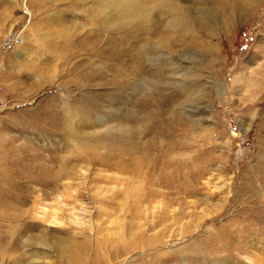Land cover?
<instances>
[{"label":"rangeland","instance_id":"obj_1","mask_svg":"<svg viewBox=\"0 0 264 264\" xmlns=\"http://www.w3.org/2000/svg\"><path fill=\"white\" fill-rule=\"evenodd\" d=\"M108 2L0 0V44L23 38L0 48V264H264V0H144L142 21ZM65 110L87 138L61 132ZM90 133L99 154L132 133L165 147L177 181L141 204L83 162L87 209L50 226L42 175Z\"/></svg>","mask_w":264,"mask_h":264},{"label":"bare ground","instance_id":"obj_2","mask_svg":"<svg viewBox=\"0 0 264 264\" xmlns=\"http://www.w3.org/2000/svg\"><path fill=\"white\" fill-rule=\"evenodd\" d=\"M145 2H144V0H113L112 3L108 2V5L109 6L114 5L116 7V9L118 7L121 8V10L120 9L118 10V13L120 15H122L123 13H129L132 15V17H135L136 19L142 21L149 16V11H147V4ZM106 10H107V7L105 6L104 10H102V12H105ZM22 41H23V38H22ZM76 117H77V115H75V113L73 114L67 110H65V112L63 111L61 114V117H60L61 122L64 120L61 123V124H63V126L62 125L60 126L61 132H63V129H64L65 130L64 134L68 135L71 138L75 137V139H80L82 136H84V137L86 136V138H87L88 136H87L86 130H85L86 132L82 131L83 133H81V129H80V131L79 130L77 131V129H76V131H73L72 128L74 126H72V128L70 127V125H71V124H69L70 121L71 120L73 121V119H76ZM87 119L89 120L90 118H87ZM113 119H115V118H113ZM100 120H101V122L102 121L105 122L104 119L100 118ZM81 121H83V120H81ZM87 124H88V122H87ZM111 124H113V123H111ZM116 124L114 123V125H116ZM103 126L104 127H101V128H105V129H107L108 127L111 128V126L106 122L103 123ZM112 129H113V127L111 128V130ZM114 130H120L119 132H121V131L132 132V129H128L126 127H123V128L122 127H115ZM90 134H92V133H90ZM138 135L139 134H137V133H132L131 138L134 141V143H132V144H135V145H131V147H129V148L122 149V148H118V146L112 145V149H111L112 152L110 151L111 154H99L98 152L95 151L97 153L96 154L94 152L95 149L105 150L106 145L104 144L103 140L95 139L94 135L92 134L87 139V142H85L86 144L82 143V145H85L83 148L84 149L86 148V153L84 155L83 154L77 155L78 158H76V157L74 158L75 161H77L78 163H75V162L72 163L71 160L67 161L66 156L64 157L66 159L61 158V160H58V158H54L53 164L55 165L54 167L57 166L58 170L55 173L50 171V172L46 173V175H42L46 178H49L48 180H50V181L46 180L47 182H45V183L52 186V190H51L52 192H49L46 195V197H44L42 199V201H44L46 198H50L53 193H55L56 195H53V196H55V199H53V201H50V202L44 201L43 204H41L39 202L40 203V205H39L40 206L39 207L40 208V211H39L40 217L43 218L46 222H48V224L50 226L56 227L57 225L64 224L68 221L67 216H66L67 212H71V214L75 215L77 213L76 210L77 211H78V209H84L85 210L86 207L80 208V206H79L80 202H85L82 200L83 195H84L82 192L83 191L82 189L88 190L87 182L85 180H82L83 179L82 177H87L86 175L88 173L87 169H85L82 165L83 162H86L87 164L92 163L93 165H94V163L95 164H102V165L104 164L108 167L117 168L118 173L116 172L114 176L107 175L106 180H104V181H107V180L110 181L111 184L109 186H111V188H113V189L119 190L120 191L119 195H123V194L130 195L131 197L138 199V203L142 204L146 200H150L149 197L155 198L158 195H163L164 194L163 191H161L160 189H155L152 186H161V187H169L170 188L172 186V184H175L176 183L175 181H177L176 180L177 179L176 174L169 175V174L163 173L164 167L165 166L167 167V165H168L167 150H165V147L163 148L160 145H149V144H145L144 142L138 143L136 141L137 140L136 138L138 137ZM111 136H113V135H111ZM115 136H116V134H115ZM105 140H107V139H105ZM108 143H110V142H108ZM142 143H143V145H142ZM137 144H139V145H137ZM139 146H141V147H139ZM152 152H154L153 155L149 156L150 154H152ZM134 154H140L139 155L140 158L135 159V157L133 156ZM148 157H151V159L148 160ZM141 169L145 170V175L147 178L146 182H147V184H149L148 186H146L140 190V191H145V193H141L140 191H138L140 193L135 192V185H134L133 177H132V175L140 173ZM124 175H126V177H124ZM75 178L78 179L77 182L73 181V179H75ZM36 179H38V178H36ZM178 189L179 188H177V190ZM105 193L106 192H104L103 194H105ZM146 193H147V195H146ZM89 195H91V191H89ZM144 195H146V197H144ZM84 197H85V195H84ZM162 197H164V196H162ZM85 198L87 199V198H89V196L88 197L86 196ZM117 198H118V196L111 197L107 202L114 203L115 199H117ZM104 210L108 211L109 208L106 207V208H104ZM72 219L75 220V217H73ZM110 222L111 223L117 222L119 224V220L118 221L112 220ZM65 243H67V242H65Z\"/></svg>","mask_w":264,"mask_h":264},{"label":"built area","instance_id":"obj_3","mask_svg":"<svg viewBox=\"0 0 264 264\" xmlns=\"http://www.w3.org/2000/svg\"><path fill=\"white\" fill-rule=\"evenodd\" d=\"M22 42L21 30H18L15 34H10L7 37L6 42H1L0 48L3 51H10L20 45Z\"/></svg>","mask_w":264,"mask_h":264}]
</instances>
